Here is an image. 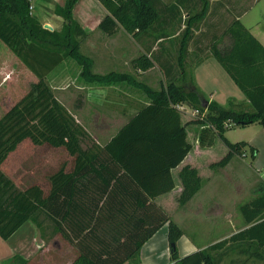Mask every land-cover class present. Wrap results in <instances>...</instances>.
I'll return each mask as SVG.
<instances>
[{
  "label": "trees",
  "instance_id": "trees-1",
  "mask_svg": "<svg viewBox=\"0 0 264 264\" xmlns=\"http://www.w3.org/2000/svg\"><path fill=\"white\" fill-rule=\"evenodd\" d=\"M98 1L108 11L99 29L108 35L121 27L133 37L152 32L166 41L175 35L180 5L195 13L182 31L178 61L164 43L158 52L133 59L140 71L158 67L164 85L159 91H150V103L101 144L46 81L68 57L84 65L91 81L106 83L122 77L115 72H91L92 60L80 51L87 33L73 17L78 0H66L64 6L56 7L55 13L65 20L60 31L44 28L32 13L31 0H0V236L8 239L32 221L41 242L61 236L75 247L78 254L70 264H126L167 223L172 258L178 260L175 242L183 233L155 199L175 188L172 170L193 148L179 106L187 103L198 111V119L193 121L202 126V148L212 147L217 138L226 144L227 154L210 168L222 170L234 156L249 151L254 158L257 152L248 142L232 143L225 135L231 126H264V45L240 20L252 4L230 11L221 0L215 4L210 0H187L188 4L184 0ZM217 15L223 29L211 32L217 25L209 20ZM203 22L207 29L196 36L192 28ZM226 36L232 43L223 49L220 44ZM203 39L211 41L208 49L212 56L246 95L249 105L210 102L193 80H187L184 60L188 43L198 44ZM43 145L63 147L71 160L47 174L48 187L38 183L19 186L6 171L7 160L24 146ZM179 177L183 191L178 201L183 206L202 189L204 181L190 164L180 170ZM240 210L248 227L234 233L228 242L264 248V191ZM18 262L26 261L17 256L4 264ZM174 264L220 261L205 248Z\"/></svg>",
  "mask_w": 264,
  "mask_h": 264
},
{
  "label": "rangeland",
  "instance_id": "rangeland-1",
  "mask_svg": "<svg viewBox=\"0 0 264 264\" xmlns=\"http://www.w3.org/2000/svg\"><path fill=\"white\" fill-rule=\"evenodd\" d=\"M219 1L210 0V4ZM221 1L230 11H240L252 4L243 17L242 23L257 36L264 32V0L259 2L256 0ZM194 13L189 8L183 7L181 22L186 25L187 20ZM178 25H181L180 21ZM182 31H177L181 37ZM173 34H176V30ZM221 42L220 45L226 49L230 47L232 39L226 36ZM165 44L176 56V39L171 37L165 41ZM81 54L92 60L82 51ZM116 63L118 64L111 67V63L104 61L94 63L92 60L93 74L107 75L115 68L117 70L113 72L122 76L106 83L89 80L84 73V65L71 57H68L46 79L54 95L76 115L89 133L101 144L113 137L126 120L123 118L124 115H116L115 108L123 107L124 101H127L136 109H141L146 101L151 100L150 91L161 90L165 81L158 67L144 73L136 69L131 61ZM193 65L184 63L187 80L191 78ZM178 71L181 73V68ZM144 82L150 85L146 86ZM107 86H115V89L112 88L113 91L110 92L106 89ZM101 87L105 89L102 91ZM181 106L185 111L184 119L188 120L187 125L199 124L193 121L198 119L196 115H193L196 113L194 108L187 103ZM238 132L231 133L232 137L242 135ZM189 135L193 145L195 143L192 138L193 128L190 129ZM226 148L224 141L217 138L214 147L207 152L199 155L192 152V163L197 166L199 175L204 181L203 187L195 195L196 197L194 196L195 198L193 197L183 206L178 201L183 188L180 191L178 189L175 193L176 201L166 208L183 233L175 242L179 254L178 260L198 249L208 248L220 264H264V248L243 247L228 242L234 233L248 227L240 208L264 191V167L261 168L262 176L256 175L252 167L254 158L248 157L241 161L242 156L239 155L234 156L229 165L222 170L210 168L212 163L221 160L227 154ZM70 160L71 156L63 147L24 146L22 150L14 152L9 157L5 168L19 186L38 183L46 188L48 187L47 174L57 169L63 162ZM225 240L227 243H220ZM38 242L41 243L40 255L38 261L32 264H67L76 252L75 247L61 236L47 243L40 242L38 238ZM141 257L143 264H174L178 261L172 258L170 229L167 223L127 264H141Z\"/></svg>",
  "mask_w": 264,
  "mask_h": 264
},
{
  "label": "crops",
  "instance_id": "crops-1",
  "mask_svg": "<svg viewBox=\"0 0 264 264\" xmlns=\"http://www.w3.org/2000/svg\"><path fill=\"white\" fill-rule=\"evenodd\" d=\"M257 1L259 2V0ZM31 2L32 13L38 17L43 26L45 24H49L52 27L53 31H60L63 28L65 20L55 13V9L57 6H64L66 0H31ZM184 2L186 4L189 3V1L187 0H184ZM183 7H185L183 4L180 5L181 14L178 15L179 17H181V15L183 14ZM245 14L240 18L241 21ZM107 15L108 11L98 0H78L73 9L74 20L87 33L86 37L81 41L80 49L82 53L90 56L94 63L98 61H104L111 63L110 66L113 67V65L118 64L116 62H132L133 59L143 54H147L148 56H150L151 52H158L161 47V43H164V45H166L163 39H157V35L152 32L143 33L138 37H133L132 35L126 33L124 29L120 27L113 35L105 34L99 29V25L107 17ZM206 18H208V15L206 16ZM226 18L227 13H225L224 15V20ZM179 21L181 25H178V23L176 22V27L174 28L176 30V34L173 36L176 39V56L174 54V56L176 57V61H178V52L182 45L180 33H178L177 31L183 30L186 27L185 23L183 24L181 22V19H179ZM209 22L216 23L217 25L216 27H210L211 32H213L217 28H219L220 30L223 29V23L220 15H217L216 17L211 16V20H209ZM204 24L205 23L203 22L198 23V27L197 25L193 26L192 30H194L196 36L201 31H205L207 29ZM252 34L264 45V32H261V34H259L258 36L254 33ZM210 44L211 41L208 39H203L198 44H194L191 41L188 43V51L186 53L184 62L186 64H194L190 80H193L195 86L201 91L205 99L210 102L216 101L224 106H227L229 102L249 105V99L246 97V95L237 86V84L218 62V60L214 56H212L210 50L208 49ZM116 70L117 69L114 68L111 71L113 72ZM148 71L141 72L147 73ZM144 85L147 86L150 84L148 82H144ZM112 88L115 89V86H107L106 89L111 92L113 91ZM100 89L103 91V89L105 88L101 87ZM149 103L150 101H146L143 107L147 106ZM115 109L116 115H124L123 118L126 119L121 127L125 123H127L131 117H133L141 110L136 109L130 103H127V101H124L123 107ZM182 121L184 124H186L189 142L190 129L193 128L194 135L192 136V138H194L193 140L195 141V143L193 144L192 151L188 154L183 163L172 170V176L175 181V188L172 191L160 195L155 199V202L162 206L166 211V208H168V206H170L171 204H174V201H176V191H178V189L180 191V189L183 188L181 179L179 177L180 170L187 164H191L197 167L194 163H192V154L194 153L199 155L202 154V152L205 153L208 150L212 149L215 145L214 144L209 148H202L199 145V133L202 126L193 123L187 125L188 120L184 119L183 114ZM235 131H239L238 133L241 132L242 135L233 138L231 133H235ZM225 135L227 139L232 143L246 141L251 146L257 149L254 160L252 159L254 161L252 167L256 175L262 176L261 168L264 167V126L257 123L244 127L231 126L226 131ZM227 151L228 148H226V153ZM248 157L250 159L252 158L250 152L246 151V153L242 155L240 160L243 161V159H246ZM234 161L236 160L234 159ZM162 227L151 238L157 235ZM38 238V229L32 221H27L26 223H24L8 239H4L0 236V264H4L6 261L12 260L17 256L22 257L26 261V264L36 263L40 255L39 250L41 249L39 247L41 243L38 242ZM151 238L149 240H151ZM77 254L78 252L76 250V252H74L73 259L67 264H70L75 259ZM140 259L141 264H143V258L141 257Z\"/></svg>",
  "mask_w": 264,
  "mask_h": 264
},
{
  "label": "built area",
  "instance_id": "built-area-1",
  "mask_svg": "<svg viewBox=\"0 0 264 264\" xmlns=\"http://www.w3.org/2000/svg\"><path fill=\"white\" fill-rule=\"evenodd\" d=\"M31 9H32V7H31ZM179 108H180L181 110H183L182 106H179ZM195 112H196V113H195V114H193V115H196V117H198V114H199V113H198V111H197V110H195ZM200 118H201V117H200Z\"/></svg>",
  "mask_w": 264,
  "mask_h": 264
},
{
  "label": "water",
  "instance_id": "water-1",
  "mask_svg": "<svg viewBox=\"0 0 264 264\" xmlns=\"http://www.w3.org/2000/svg\"><path fill=\"white\" fill-rule=\"evenodd\" d=\"M44 28L49 29V30H52V27L49 24H45L44 25Z\"/></svg>",
  "mask_w": 264,
  "mask_h": 264
}]
</instances>
